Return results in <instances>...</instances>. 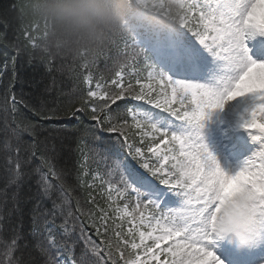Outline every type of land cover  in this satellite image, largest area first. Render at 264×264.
<instances>
[{
    "label": "snow or ice",
    "instance_id": "obj_1",
    "mask_svg": "<svg viewBox=\"0 0 264 264\" xmlns=\"http://www.w3.org/2000/svg\"><path fill=\"white\" fill-rule=\"evenodd\" d=\"M125 7L106 44L71 53L85 87L64 111L90 122L74 184L26 115L48 121L59 109L15 91L28 47L48 57L50 73L66 51L41 43L35 23L28 45L0 33L12 53L0 66V264H251L227 247L217 254L215 222L239 198L264 214V0ZM101 59L111 66L97 73Z\"/></svg>",
    "mask_w": 264,
    "mask_h": 264
},
{
    "label": "trees",
    "instance_id": "obj_2",
    "mask_svg": "<svg viewBox=\"0 0 264 264\" xmlns=\"http://www.w3.org/2000/svg\"><path fill=\"white\" fill-rule=\"evenodd\" d=\"M26 2L27 0H0V33H6L8 41L11 42L19 37L22 45H28V41L24 38V30L33 23L26 13ZM41 43H47V41H41ZM27 51L31 52V59L26 54H22L17 59L15 91L25 93L34 104H44L59 109L55 113L49 112V115H54L57 118L48 121H41L39 118L33 117L31 113H26V115L34 122L43 125L40 138L42 140L45 137L49 138L50 146L56 150L58 164L66 166L73 173L69 182L74 184L75 172L81 159V137L90 122L83 117L79 119L71 117L64 111V108L74 94L85 87L78 79L83 70L76 66L79 61L73 63L71 53L66 52L64 66L58 67L57 71L50 73L45 68L48 57L44 53L38 49L33 50L31 47H28ZM52 51L55 54L56 49L53 47ZM6 53L9 56L12 55L10 49L6 48L4 44H0V66L3 65ZM57 63H60L59 59H57ZM106 65L110 67L111 60L101 59L95 71L97 73L106 72ZM10 77L11 72H8L4 80L6 81ZM53 80H55V84H53ZM46 87L49 88L48 91L45 90ZM120 111L122 112V109ZM128 162L133 165L130 157H128ZM107 165L109 167L113 165L111 158L107 161ZM34 192L35 189L33 188ZM46 206L50 207L51 205L46 203ZM28 208L30 209L31 205ZM24 227L25 229L30 227L27 214Z\"/></svg>",
    "mask_w": 264,
    "mask_h": 264
},
{
    "label": "clouds",
    "instance_id": "obj_3",
    "mask_svg": "<svg viewBox=\"0 0 264 264\" xmlns=\"http://www.w3.org/2000/svg\"><path fill=\"white\" fill-rule=\"evenodd\" d=\"M127 0H27L26 13L47 33V44H61L68 53L96 50L117 33L126 20ZM215 229L224 242L250 246L264 229V214L255 201L239 198L226 205Z\"/></svg>",
    "mask_w": 264,
    "mask_h": 264
},
{
    "label": "rangeland",
    "instance_id": "obj_4",
    "mask_svg": "<svg viewBox=\"0 0 264 264\" xmlns=\"http://www.w3.org/2000/svg\"><path fill=\"white\" fill-rule=\"evenodd\" d=\"M27 2L25 3V7H26ZM34 23H32V25H29L28 28H26L28 31H32V26ZM37 32H33V35H36ZM130 159L133 161L134 165L142 172L144 173L146 176H148L149 178L151 177V174L147 172L146 169H143L141 167L142 161L138 160V159H132V157H130ZM261 240V239H260ZM259 241H254L250 246L245 247V248H239L233 244L227 243L226 247L228 249H230L233 252L236 253H243L245 254V256L251 261V264H264V250L261 251L260 249L257 248L256 245H259ZM255 243V244H254ZM256 249V250H255ZM224 250V249H223ZM222 251V249H220V252Z\"/></svg>",
    "mask_w": 264,
    "mask_h": 264
},
{
    "label": "bare ground",
    "instance_id": "obj_5",
    "mask_svg": "<svg viewBox=\"0 0 264 264\" xmlns=\"http://www.w3.org/2000/svg\"><path fill=\"white\" fill-rule=\"evenodd\" d=\"M263 241H264V231H262V234H261V238ZM264 246V244L262 245V247ZM216 251H217V254H220V250L218 248H216Z\"/></svg>",
    "mask_w": 264,
    "mask_h": 264
}]
</instances>
